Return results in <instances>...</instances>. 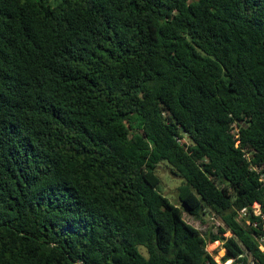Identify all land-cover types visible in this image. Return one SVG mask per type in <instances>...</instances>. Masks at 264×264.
<instances>
[{
  "label": "trees",
  "instance_id": "obj_1",
  "mask_svg": "<svg viewBox=\"0 0 264 264\" xmlns=\"http://www.w3.org/2000/svg\"><path fill=\"white\" fill-rule=\"evenodd\" d=\"M261 174L264 0H0V264H264Z\"/></svg>",
  "mask_w": 264,
  "mask_h": 264
},
{
  "label": "rangeland",
  "instance_id": "obj_2",
  "mask_svg": "<svg viewBox=\"0 0 264 264\" xmlns=\"http://www.w3.org/2000/svg\"><path fill=\"white\" fill-rule=\"evenodd\" d=\"M48 2L54 4L55 0H48ZM156 174L160 180L158 184L159 192L166 196L172 204L184 210V207L177 196V187L182 184L183 179L171 174L168 163L165 161L159 163L156 168ZM183 218L196 227L203 235H206L209 232L216 233L217 226L221 223L218 218L209 214L202 215L201 217H194L183 212ZM225 235H230V232H226ZM206 250L213 254L216 261L220 264H231L232 259H229L226 262H221V257L225 254V249L222 248L220 241L207 242Z\"/></svg>",
  "mask_w": 264,
  "mask_h": 264
},
{
  "label": "built area",
  "instance_id": "obj_3",
  "mask_svg": "<svg viewBox=\"0 0 264 264\" xmlns=\"http://www.w3.org/2000/svg\"><path fill=\"white\" fill-rule=\"evenodd\" d=\"M260 180H264V174L260 175ZM251 216V217H250ZM239 219L257 231L255 236L258 248L264 253V212L259 202H254L250 207H243L238 211ZM73 264H82L76 261Z\"/></svg>",
  "mask_w": 264,
  "mask_h": 264
},
{
  "label": "water",
  "instance_id": "obj_4",
  "mask_svg": "<svg viewBox=\"0 0 264 264\" xmlns=\"http://www.w3.org/2000/svg\"><path fill=\"white\" fill-rule=\"evenodd\" d=\"M250 259H251V257L249 256V257H248V260L250 261Z\"/></svg>",
  "mask_w": 264,
  "mask_h": 264
}]
</instances>
